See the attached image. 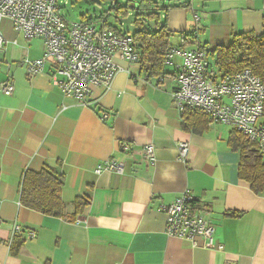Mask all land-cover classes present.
Returning a JSON list of instances; mask_svg holds the SVG:
<instances>
[{"label":"crops","instance_id":"1","mask_svg":"<svg viewBox=\"0 0 264 264\" xmlns=\"http://www.w3.org/2000/svg\"><path fill=\"white\" fill-rule=\"evenodd\" d=\"M159 4L168 8L161 13L174 32L171 48L206 51L215 73L209 51L230 45L233 33H264V0ZM108 23L124 30L118 20ZM1 31L6 42L0 83L11 80L15 90H0V264H264V193L253 192L239 177L241 154L230 144L231 126L206 117L202 133L183 127L173 65H166L160 80L141 62L117 58L125 70L112 88H93L83 103L63 94L53 60L29 76L23 59L42 57L43 39L26 38L8 19ZM182 141L189 142L186 161L180 159ZM147 144L155 146L154 164L142 154ZM111 159L125 165L123 174L96 173ZM44 167L65 176L63 218L20 202L24 174ZM185 191L193 194L194 208L214 222L221 248L195 247L167 234L163 206ZM87 192L92 199L73 220L75 199ZM15 223L22 231L12 237ZM14 241L22 242L18 251L12 250Z\"/></svg>","mask_w":264,"mask_h":264},{"label":"built area","instance_id":"2","mask_svg":"<svg viewBox=\"0 0 264 264\" xmlns=\"http://www.w3.org/2000/svg\"><path fill=\"white\" fill-rule=\"evenodd\" d=\"M61 0H0V50L6 39L1 31L3 20L11 21L15 31L26 38H41L45 52L40 58H24L29 76L43 71L46 62L53 60L55 82L66 96L87 103L93 88H112L118 73L124 67L121 60L139 62L140 53L132 33L103 26L104 20L69 21L62 13ZM117 0L112 6L115 7ZM110 12V11H109ZM16 43V41H14ZM175 56L180 62L173 61ZM166 65L174 66L177 87L174 98L181 113L185 110L202 112L210 123L231 126L250 141L256 142L264 154V83L250 69L234 74L215 73L210 69L208 53L197 47L171 48L166 56ZM160 75V80H164ZM0 90L11 95L15 86L11 80L0 83ZM107 115L103 116V119ZM123 148H128L123 143ZM180 159L186 161L189 142L179 143ZM143 156L151 163L156 162L155 146L147 144ZM125 165L117 159L99 165L96 173L104 170L124 173ZM167 213L166 232L169 236L189 240L195 247L221 248L216 243V226L203 212L194 208V196L185 191L179 198L163 206ZM3 223L0 218V228ZM22 231L15 223L12 237ZM31 237L35 232H31Z\"/></svg>","mask_w":264,"mask_h":264},{"label":"trees","instance_id":"3","mask_svg":"<svg viewBox=\"0 0 264 264\" xmlns=\"http://www.w3.org/2000/svg\"><path fill=\"white\" fill-rule=\"evenodd\" d=\"M161 6L159 0H128L125 6H121L117 0L115 7L111 3L110 10L95 17L84 18L95 21L102 19L104 27L119 29V25L108 23L109 16L113 15L115 20L120 21L123 13L130 12L131 9L138 11L134 20L136 31L132 34L140 53L139 62L148 67L150 76H157L165 72L166 56L171 49V38L174 35L166 23L163 25L160 23L161 10H168L166 6ZM150 21L156 25L152 29L147 27ZM209 54L219 73L234 74L250 69L264 83V33H233L230 45H218L209 51ZM182 116L184 117L183 127L186 130L202 133L207 129V118L202 112L185 110ZM230 144L241 154L239 177L250 183L253 192L264 193V154L258 144L250 141L237 130H232ZM64 185L65 176L56 169L44 167L39 172L28 170L21 183L20 202L23 206L42 214L63 218L65 217V203L62 198ZM91 199L92 195L89 192L77 196L74 202L73 220L84 211ZM230 215L238 217L242 213L233 212ZM21 245L22 242L14 241L12 250L18 251Z\"/></svg>","mask_w":264,"mask_h":264},{"label":"rangeland","instance_id":"4","mask_svg":"<svg viewBox=\"0 0 264 264\" xmlns=\"http://www.w3.org/2000/svg\"><path fill=\"white\" fill-rule=\"evenodd\" d=\"M121 6H125L128 0H119ZM62 13L65 15L66 19L69 21H78L84 19V17H95L104 11H108L111 8L110 1L103 0H61L59 1ZM138 11L131 9L130 12H125L122 14L120 20V25L125 30L133 33L136 31V26L134 20L138 15ZM161 20V25L165 24V15H163ZM109 22L115 21L113 15L108 17ZM156 25L153 21L147 23V27L150 29L154 28ZM212 61V57L210 58Z\"/></svg>","mask_w":264,"mask_h":264}]
</instances>
